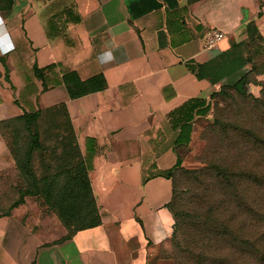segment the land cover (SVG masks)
I'll list each match as a JSON object with an SVG mask.
<instances>
[{"label":"crops","instance_id":"crops-1","mask_svg":"<svg viewBox=\"0 0 264 264\" xmlns=\"http://www.w3.org/2000/svg\"><path fill=\"white\" fill-rule=\"evenodd\" d=\"M252 21L264 40V0H11L0 8V120L63 103L99 222L64 230L24 198L0 214V264H147L170 236L174 140L187 102L227 76L197 77ZM223 32L211 47L207 29ZM41 89L32 66L43 67ZM208 68V67H206ZM74 70L101 88L69 97ZM197 108L200 102H196ZM193 130L189 133L190 135ZM14 161L0 138V173Z\"/></svg>","mask_w":264,"mask_h":264},{"label":"rangeland","instance_id":"rangeland-1","mask_svg":"<svg viewBox=\"0 0 264 264\" xmlns=\"http://www.w3.org/2000/svg\"><path fill=\"white\" fill-rule=\"evenodd\" d=\"M251 23L216 63L203 69L212 78L227 76L209 93V108L195 118L189 142L176 148L180 165L172 176L183 190L178 205L185 213L189 189L194 190L202 207H210L217 231L208 229L210 222L200 232L187 230L185 218L176 244L169 236L147 264H264V40ZM240 78L238 89L233 84ZM62 112L61 107L42 110L31 123L0 121V138L13 161L23 159L32 145L29 164L41 192L25 194L23 200L36 202L40 214L57 219L65 234L74 225H64L43 194L63 187L66 170L76 167V157L70 163L63 157L71 141ZM33 136L36 141L29 144ZM27 184L35 189L15 162L0 173V213Z\"/></svg>","mask_w":264,"mask_h":264},{"label":"trees","instance_id":"trees-1","mask_svg":"<svg viewBox=\"0 0 264 264\" xmlns=\"http://www.w3.org/2000/svg\"><path fill=\"white\" fill-rule=\"evenodd\" d=\"M10 5H11V0H0V8L6 10L10 7ZM254 27L256 28V26L252 24V28ZM230 45H231L230 47H232V42ZM0 61L2 62L1 58ZM209 65L211 64H207L205 66L199 65L196 69L194 68V74L197 77L207 75L204 73L203 69L208 67ZM51 66L52 64H48L43 67H37L35 65L32 66L34 74L41 80V89H46L48 86L53 85L57 82V80H53L50 83H48L45 80L44 71L49 69ZM207 76L211 80L217 79V78H212L209 75ZM60 81H62V83L64 84L69 97H75L83 93L101 88L103 86V78L100 74H94L88 78L80 79L74 70L64 71L60 77ZM241 83L242 80L240 78L234 82L233 86L240 89ZM197 101L200 102L201 105L198 108L196 106ZM204 101L205 100H200L197 98L191 99V102L190 101L187 102L183 106V109L178 113L179 117L181 118V122L177 126V134L174 140L175 143L174 151L176 153V160L173 166L163 173L166 177H169L171 179V185H172V195L167 205L169 206L173 215V227H172V232L170 234V239L173 242V244H176V241H178V237L185 224V218L188 220V225L186 228L187 230L200 232V230L205 225H208V223L210 222L211 224L208 225V229L211 232L217 231V227L213 225L215 220L213 216H211V211L209 210L210 207L207 209H204L202 207L201 201L197 197V193L194 190L189 189V196L186 199L187 200L186 203L188 205L186 207L187 211L185 213L181 211V207L178 204L181 197L180 194L183 192V190L175 186L172 176L175 169L178 168L180 165V160H179L180 158L177 155L176 148L179 146L186 145L189 142V133L192 129V125L194 123L195 118L197 116L205 114L209 108L208 100H206V103ZM57 107L62 108L63 111L62 113L65 122L64 128L66 130L67 136L71 141V145L69 149L70 153L69 154L65 153L63 157H65L67 163H70L69 158H71L72 156L76 157V162H75L76 167H74L72 170H66L67 171L66 173L67 175L65 174L66 184L63 187H61L60 189L59 188L56 189V192L54 193L53 192L51 193V189L48 188L47 192L43 194L47 199L51 198L55 207L56 215L59 218V220L64 225H69V224L74 225L73 229L63 234V237H66L71 231L75 229L93 226L97 224L99 222V218H98L95 200L92 195V191L89 186L88 178L86 175V166L79 153L78 146L75 141V135L71 127L69 117L65 111L64 104L59 103L49 108L54 109ZM49 108L37 109L31 112H22L20 115L7 119H20L23 120L24 123H31L37 119V117L39 116L42 110H46ZM3 120L5 119H1L0 121ZM35 141L36 138L34 136L29 138V144H33L35 143ZM32 149L33 147L32 145H30L26 150V156L23 159H20L15 156L14 162L16 167L18 168L19 173L23 174L27 179V181L29 182V184H31L35 189L30 190L28 189V184L25 185L23 189L19 191L18 197L10 203L7 211L0 214H7L11 207L23 202V196L25 194H34L41 192L40 189H38L39 186L37 184L40 178L36 177L35 173L31 170L29 164L30 152L32 151ZM55 177L56 176L51 178L52 181H54ZM67 213H71V216L73 217L72 220H68Z\"/></svg>","mask_w":264,"mask_h":264},{"label":"built area","instance_id":"built-area-1","mask_svg":"<svg viewBox=\"0 0 264 264\" xmlns=\"http://www.w3.org/2000/svg\"><path fill=\"white\" fill-rule=\"evenodd\" d=\"M223 36V32L218 29L210 28L204 33L203 41L206 47L213 46L216 41Z\"/></svg>","mask_w":264,"mask_h":264}]
</instances>
